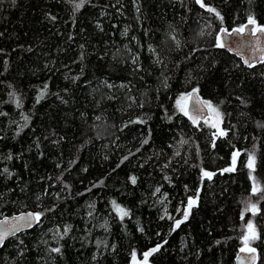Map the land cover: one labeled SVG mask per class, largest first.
I'll list each match as a JSON object with an SVG mask.
<instances>
[{"label":"trees","instance_id":"1","mask_svg":"<svg viewBox=\"0 0 264 264\" xmlns=\"http://www.w3.org/2000/svg\"><path fill=\"white\" fill-rule=\"evenodd\" d=\"M79 3L0 0V217L42 214L0 264H132L157 245L147 264H235L249 221L264 264V63L217 46L264 26V0ZM192 89L226 136L179 110Z\"/></svg>","mask_w":264,"mask_h":264},{"label":"water","instance_id":"2","mask_svg":"<svg viewBox=\"0 0 264 264\" xmlns=\"http://www.w3.org/2000/svg\"><path fill=\"white\" fill-rule=\"evenodd\" d=\"M259 25L256 22V25H248V22L245 23L243 26H247L243 33L235 32L234 29H238L240 27H233L231 29H226V32H221V29H225L224 27L220 28L218 31L217 36L220 37V40L223 42L224 47L228 53L234 54L237 56L244 66L253 67L264 63V32H257L255 35H252V29ZM247 61V63H245ZM194 89L190 90L189 93H192V96L187 100L186 107L188 111L187 118L188 120L193 123L194 118L197 122L193 124H197L209 118L211 116L209 109L203 103L204 99L202 95L196 90L193 92ZM29 213H37L34 210H23L16 213H12L9 215H3L0 217V221H3L5 218H8L9 225L6 227L11 226L12 224H17L19 230L15 232L14 235L9 234L4 242L12 236L18 235L24 231L30 230L33 228L38 221L33 219L31 221V226H26L24 220L16 221V217L27 216ZM3 242V243H4ZM3 244H0V248ZM245 244L242 245L235 256V264H257L258 260V252L257 249L253 246L247 244V247L254 248L255 253H251L248 251L241 252V248H244ZM132 264H142V262H133Z\"/></svg>","mask_w":264,"mask_h":264},{"label":"snow or ice","instance_id":"3","mask_svg":"<svg viewBox=\"0 0 264 264\" xmlns=\"http://www.w3.org/2000/svg\"><path fill=\"white\" fill-rule=\"evenodd\" d=\"M83 3H84V0H80V3L76 5L77 8L79 7H82L83 6ZM197 3L201 4L202 7H205L206 5H204L203 3V0H197ZM209 11L211 12H214L216 14L217 17L220 16L219 12H216V10L214 8H209L208 9ZM248 25H256V21L255 19H253L252 17H249L248 19ZM247 26H242L238 29H234L233 31L235 32H240V33H243L245 28ZM221 32H226V29H221ZM257 32H264V26H256L252 29V35H255ZM178 43V42H177ZM217 46L218 47H224V44L223 42L220 40V37L217 36ZM245 63H247V61H245ZM196 90L194 89L193 92H195ZM43 92L41 93V98L43 97ZM192 96V93H189L185 96H181L178 100H177V106L179 108V110L181 112H183L185 115H188V111H187V107H186V104H185V101L188 100L190 97ZM207 108L209 109V112L210 114H213L215 119L217 121H219L220 117H221V113L219 112L218 108L214 107L212 105V103L210 101H204L203 102ZM190 119H193V123H196L197 121L190 117ZM207 122V121H206ZM212 127L214 128H217L218 129V134L219 135H225V132L222 130V129H219V126H218V123H213L212 124ZM145 143H147V141H145ZM186 143V141H185ZM178 154V153H177ZM240 155L239 152H235L233 153V161H232V167L230 168H226L224 169L223 171L225 172H231V171H234L235 170V163H236V157H238ZM249 169H254V166H255V157L254 155L250 154L249 155V158H248V165ZM7 171V170H5ZM215 175V173H212V172H208V171H203V176L204 177H207L208 179H211L212 176ZM132 182L135 183V180L136 178L135 177H132ZM253 179H255L253 177ZM260 189H258L255 184L253 186V193H256L257 191H259ZM157 192H159V189L156 190ZM114 205H115V202H113ZM197 203L196 199H193V198H189L188 200V208L187 210L184 212V220H187L188 218V215L190 213V210L191 208ZM117 207V210L119 212H121L122 216H127L128 215V212L124 209H121L118 205H116ZM251 210L253 211V213H255V211H257L256 209V205H252L251 206ZM42 214L41 213H29L27 214V216H21V217H16L15 220L18 222V221H21V220H24L25 223H26V226H31V221L33 219L35 220H39L40 216ZM183 221L182 220H177L176 221V226L179 227V225L182 223ZM6 225H9V220L8 218H5L3 221H0V244H3L5 238L9 235V234H12L14 235L16 231L19 230V227L17 226V224H12L11 226L9 227H6ZM254 225L252 224L251 221H249L248 225H247V228L249 230V233L250 235H246L244 237V241H245V247L244 248H241V252H244V251H248V252H251V253H255V249L254 248H250V247H247V244H248V241L250 239H256L257 236L255 234V231H254ZM69 229L68 228H65V233H67ZM159 245H157V247L151 249L149 252H145L143 255H144V260H143V264H147V261H148V257L151 256L153 253H155L156 251L159 250ZM53 251H56V252H59L60 249H53ZM133 259L135 260V253L133 254Z\"/></svg>","mask_w":264,"mask_h":264},{"label":"rangeland","instance_id":"4","mask_svg":"<svg viewBox=\"0 0 264 264\" xmlns=\"http://www.w3.org/2000/svg\"><path fill=\"white\" fill-rule=\"evenodd\" d=\"M186 95H187V94H186ZM186 103H187V100L185 101V104H186ZM205 121H207V122L200 123V125H201L202 127L212 126L213 123H218L219 129H222V130L225 132V135H219V136H226V135H227V133H228V128L225 127V125H221L220 122L217 121V120L215 119V117H214L213 114H211V116H210L209 118H207V120H205ZM217 131H218V129H217ZM235 152H236V150H233V152H232V158H231V164H230V166H229L228 168L232 167L233 153H235ZM237 158H238V157H236V161H237ZM246 162H248V158H247ZM235 166H236V163H235ZM203 171H208V172H210L209 170H205V169H203V170L201 171V174H202V175H201V179H202V178H205V177L203 176ZM255 186H256L257 188L259 187L258 184H255ZM195 198H196V197H193V199H195ZM186 207H188V205H187ZM148 259H149V257H148ZM143 260H144V255H143L142 257H137V259H136L134 262H139V261H142V262H143ZM147 262H148V261H147ZM142 264H143V263H142Z\"/></svg>","mask_w":264,"mask_h":264},{"label":"bare ground","instance_id":"5","mask_svg":"<svg viewBox=\"0 0 264 264\" xmlns=\"http://www.w3.org/2000/svg\"><path fill=\"white\" fill-rule=\"evenodd\" d=\"M247 22H248V21H247ZM247 22H245V23H247ZM245 23H244V24H245ZM244 24H243V25H244ZM243 25H242V26H243ZM224 28H225V27H224ZM225 29H227V28H225ZM227 30H228V29H227ZM38 222H39V221H38ZM37 224H38V223H37ZM37 224H36V225H37ZM36 225H35V226H36ZM15 236H16V235H15ZM12 237H14V236H12ZM12 237H10V238H12Z\"/></svg>","mask_w":264,"mask_h":264}]
</instances>
